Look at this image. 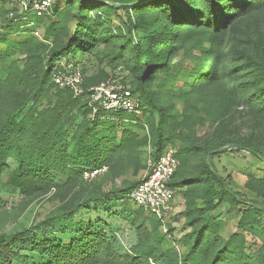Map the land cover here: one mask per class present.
Masks as SVG:
<instances>
[{
    "label": "trees",
    "instance_id": "16d2710c",
    "mask_svg": "<svg viewBox=\"0 0 264 264\" xmlns=\"http://www.w3.org/2000/svg\"><path fill=\"white\" fill-rule=\"evenodd\" d=\"M111 1L127 3L140 0H95V3L68 0L67 9L59 0H55L53 16L36 19L45 27L42 40L30 34L17 35L12 29L0 35V44L9 47L16 43L24 53L21 65L13 60L3 68V74L0 75V186H6L10 191H18L28 202L56 191L59 187L57 175L65 176V182H75L82 179L83 170L111 166L114 157L126 149L125 140L129 133L123 129L118 139L116 128L103 123V119L123 121L122 118L129 117L135 120L132 122L135 126H142L134 115L126 112L113 114L98 108L91 116L92 109L84 96L75 97L70 89L55 87L50 80L56 61L64 58L76 64L74 58L78 52L92 50L101 38H112L113 29L107 15L110 11L123 10L127 14L129 23L123 44L129 45L127 66L137 75L138 85L147 80L154 70L167 66L168 56L174 52L178 42L183 43L193 35H203L205 38L211 27L212 49L203 53L221 52L222 43L218 31L226 25L230 17L226 16L228 9L224 12L218 5L223 0H178L182 7L177 6L175 0H143L144 2L131 6H113L109 4ZM229 1L234 2L232 7H240V11L246 6L264 5V0ZM236 1H239L238 5ZM226 6L225 3L224 9ZM220 12L225 17L218 18ZM5 13L0 0V14ZM72 19L76 21L75 28L68 34L67 24ZM58 20L59 25L53 30V25ZM95 25L103 31L95 33ZM50 33L55 41L63 34L69 37L64 44L52 45L48 42ZM4 55L6 53L0 51V57ZM216 67V62L210 65V70L213 71L209 76L210 80ZM206 77L208 78V74L204 78ZM96 84L98 83H87L85 77L82 80L83 89ZM131 89L138 95L143 115L144 99L133 87ZM50 90L55 93L56 100H47L39 107L41 100L51 98L52 94H48ZM259 91L263 98L260 106L264 108V88L260 87ZM158 110L154 160L174 138L178 123L166 109L159 107ZM77 114L82 115V120L75 125V130L70 135L69 127L75 123ZM111 116L118 119H112ZM253 141L249 134L223 137L217 141L216 147L235 144L263 160L264 155ZM140 144L143 142L137 141L135 146ZM9 159L15 161L16 167L4 180L3 175L9 168ZM179 166L171 181L174 189ZM203 167L205 177L215 181L220 189H215L212 185L206 188L203 205L195 215L185 209L183 214L191 227L188 236L192 239V245L184 256L178 257L176 252H164L158 248L160 239L154 242L151 237L160 221L138 208L122 210L137 238L126 252L117 249L116 239L110 234V230L99 229L92 224L85 229L72 230L70 226L73 223V214L89 200L69 211L50 214L38 225H31L13 233L0 232V264H150L151 261L162 258L168 259L169 264H178V260L181 264H188L191 253L203 240L208 225L213 224V220L218 221L209 212L225 197L243 207L238 220L240 229L251 221L256 223L264 212L254 206H264V178H252L259 183V187L252 190L262 198L261 201L246 199L234 191L239 197L238 200L218 181L207 161H204ZM138 182L139 180L128 186L127 198L129 191ZM149 220L153 221L152 229L148 227ZM62 234L70 235L67 242L60 236ZM238 238L244 239L240 233H232L225 242V248L214 253L210 264H218L220 255L224 254V257L226 249L232 248L233 242ZM209 241L204 243V254L212 245ZM233 264H264V245L253 257L241 251Z\"/></svg>",
    "mask_w": 264,
    "mask_h": 264
},
{
    "label": "rangeland",
    "instance_id": "374dc122",
    "mask_svg": "<svg viewBox=\"0 0 264 264\" xmlns=\"http://www.w3.org/2000/svg\"><path fill=\"white\" fill-rule=\"evenodd\" d=\"M59 1L67 9L68 0ZM85 1L95 3V0ZM238 2H235L236 5ZM225 3L227 6L224 9ZM175 4L182 7L178 0H175ZM232 4L234 2L229 0L218 4L224 12L228 9L226 16H230L226 25L218 31L222 43L220 53H203L212 49L211 27L205 38L203 35H193L183 43L178 42L174 52L168 56L167 66L154 70L140 85L137 75L127 66L129 45L123 44L129 23L127 14L123 10L106 13L113 29L112 38H101L92 50L78 52L74 59L87 83L114 78L125 86L133 87L144 99V113L141 118H136L142 126H135L130 121L103 119V123L116 128L118 139L123 129L129 135L125 140L126 149L114 157L111 166L107 165V171L91 181L79 178L75 182H65V176L57 175V190L30 202L23 199L18 191L0 186V232L13 233L38 225L50 214L69 211L90 200L73 214L70 228L85 229L92 224L99 229L110 230L116 239L117 249L126 252L137 238L122 210L137 209L126 193L128 186L140 180L154 161L159 107L166 109L178 121L175 136L166 146H172L181 161L175 177L177 184L171 213L164 224H156V231L151 237L154 242L160 239V250L176 252L178 257L189 251L192 245V239L188 236L191 227L183 213L189 209L195 215L203 205L206 188L210 185L220 189L215 181L205 177L203 163L210 152L213 166L233 191L246 199L261 201L262 198L252 190L259 187V183L252 178H264V159L260 160L235 144L231 149L222 151L221 147H216L217 141L223 137L249 134L254 139L253 144L264 155V108L260 106L263 98L259 91L260 87L264 88V5L246 6L240 11V7H232ZM219 15L218 18H221L223 12ZM59 22L53 25V30ZM75 24L74 19L68 22V34L72 33ZM94 27L95 33L103 31L97 25ZM68 37L63 34L55 41L50 33L48 42L52 45L64 44ZM0 51L6 53L0 57V75L11 61L17 60L20 65L24 61L22 48L16 43L9 47L0 44ZM213 62L217 67L210 80L213 72L210 65ZM206 74L208 78H204ZM48 94H52L51 98L41 100L39 107L47 100H56L53 90ZM81 120L82 115L77 114L75 123L69 127L70 135ZM137 141L143 144L135 146ZM8 164L4 180L16 167L13 159H9ZM242 209L241 205L225 197L209 212L218 221L213 220L214 223L208 225L203 240L191 253L188 264H210L214 253L225 248V242L232 233H240L244 239L235 240L233 247L226 249L225 256L220 255L218 264H233L241 251L249 257L256 255L264 245V212L256 223L251 221L240 229L238 220ZM147 224L152 229L153 221L149 220ZM60 236L67 242L70 235ZM208 240L212 245L204 254V243ZM150 264H169V261L162 258ZM178 264H181L179 260Z\"/></svg>",
    "mask_w": 264,
    "mask_h": 264
},
{
    "label": "built area",
    "instance_id": "2783aa9c",
    "mask_svg": "<svg viewBox=\"0 0 264 264\" xmlns=\"http://www.w3.org/2000/svg\"><path fill=\"white\" fill-rule=\"evenodd\" d=\"M53 2V0H2L6 13L0 14V35L12 29L17 35L30 34L42 40L44 28L36 19L53 16ZM50 80L55 87L70 89L75 97L84 96L92 109L91 116L98 108L113 114L126 112L136 118L142 116L138 95L130 87L114 78H108L83 89L80 67L67 59L61 58L55 62ZM111 118L118 119L115 116ZM122 120L135 122L129 118ZM179 164L180 158L172 146H166L160 156L149 165L139 182L129 191L128 200L146 215L164 224L172 210L175 192L171 181ZM106 170V166L83 170L82 179L90 181Z\"/></svg>",
    "mask_w": 264,
    "mask_h": 264
},
{
    "label": "water",
    "instance_id": "95a60500",
    "mask_svg": "<svg viewBox=\"0 0 264 264\" xmlns=\"http://www.w3.org/2000/svg\"><path fill=\"white\" fill-rule=\"evenodd\" d=\"M144 2L143 0H140V1H136V2H118V1H111L109 2V4L113 5V6H131V5H135V4H138V3H142ZM234 146V144H229V145H226V146H223L220 148V151L222 150H227V149H231L232 147ZM212 152H210L208 154V157H207V165L208 167L213 171L214 175L216 176V178L218 179V181L225 187V189L236 199L239 200V197L237 196V194L227 185V183L222 179V177L219 175V173L216 171V169L214 168L213 166V163L210 159V154ZM255 207L261 209L264 211V206H259V205H254Z\"/></svg>",
    "mask_w": 264,
    "mask_h": 264
}]
</instances>
